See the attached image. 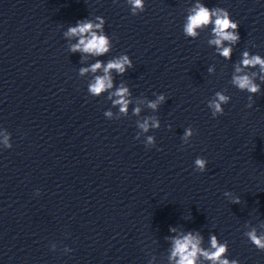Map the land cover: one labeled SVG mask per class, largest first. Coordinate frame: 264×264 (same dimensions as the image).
Segmentation results:
<instances>
[{
  "label": "clouds",
  "instance_id": "9594fccd",
  "mask_svg": "<svg viewBox=\"0 0 264 264\" xmlns=\"http://www.w3.org/2000/svg\"><path fill=\"white\" fill-rule=\"evenodd\" d=\"M130 6L132 15H137L145 10V0H126ZM105 20L101 16H96L93 20H81L77 21L75 26L68 28L64 33L66 37H77L78 41L70 46V51L81 52L92 56H103L110 52L112 49V43L110 37L104 31ZM211 25V31L214 39L209 41V44L215 45L219 55L225 59H231L232 45H235L239 40L238 34L239 24L233 21L230 17V13L221 7H206L204 4L197 2L191 10L190 15L187 17V22L183 27V32L188 37L195 38L198 35L197 29H202ZM224 42H228V46H224ZM133 66L132 60L127 54L120 55L109 60L106 64L97 60L89 67L81 68L80 75H84L88 72L96 73L98 70H102L103 75H97L93 81L88 84V93L92 97H99L102 93L111 90L113 88V78L111 73L115 71L118 75H123L128 68ZM259 66L260 72L264 73V57L258 54L250 55L248 51L242 54L240 64L236 66L235 73L232 76L231 83L240 91H247L249 94H257L260 91V86L254 82L256 73L252 75L244 74V68H255ZM213 69L209 68V72ZM252 95L249 99H252ZM130 92L128 87L123 84L120 85L114 92L109 94V99L116 97L112 100L114 106H119L120 113L127 114L130 100L128 97ZM231 97L225 95L221 91H217L212 99L208 101V108L211 110L212 116L215 118L224 114L223 105L229 103ZM165 96L160 94L155 100L148 102V107L156 110L158 106L163 103ZM251 107V104L248 105ZM134 114L140 113V108L136 107ZM106 118L112 117L111 111L104 113ZM138 127L143 132H148L149 128H160L159 120L156 117H147L142 123H138ZM170 127V125H169ZM193 136V129L191 127L186 128L182 139L186 142ZM10 136L4 135L2 143L6 148H12V144L9 142ZM146 147L155 146V138L148 136L145 142ZM208 161L205 158L197 157L194 161L195 170L203 173L206 170ZM225 196L231 197L233 203H240V198L233 196L231 192H225ZM170 231L175 232L176 229L172 228ZM249 241L259 250H264V235H258L255 229L246 233ZM202 237L199 233L188 232L187 234L178 235L172 238V252L170 261H174L175 264H198L200 257L209 261L210 264H239L236 259L229 260L226 257L228 252L227 241L220 242L216 235L210 237V249H204L200 245L202 243ZM53 250L55 246L53 245ZM66 252L71 249H65Z\"/></svg>",
  "mask_w": 264,
  "mask_h": 264
}]
</instances>
